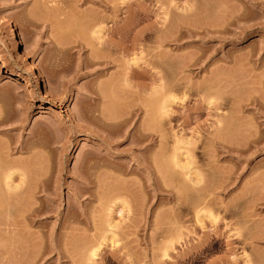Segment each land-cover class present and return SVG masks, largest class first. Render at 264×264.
Segmentation results:
<instances>
[{"label":"rangeland","instance_id":"rangeland-1","mask_svg":"<svg viewBox=\"0 0 264 264\" xmlns=\"http://www.w3.org/2000/svg\"><path fill=\"white\" fill-rule=\"evenodd\" d=\"M191 6L196 15L183 11ZM0 20V150L7 147L26 183L39 185L36 192L27 183L35 197L20 189L10 205L0 188V264H264V0H0ZM90 25L125 26L105 37L117 50L84 48L89 36L100 49ZM164 104L173 114L163 115L169 122L158 131L154 112ZM140 127L156 135L144 138L147 146L138 137L150 133ZM172 156L192 160L198 187L172 162L165 168ZM154 166L182 178L170 173L174 184L162 175L164 185ZM161 183L181 186V196L173 199ZM116 197L128 201L121 198V218ZM105 220L118 221L127 236L109 243ZM98 242L105 252L90 257Z\"/></svg>","mask_w":264,"mask_h":264},{"label":"bare ground","instance_id":"bare-ground-1","mask_svg":"<svg viewBox=\"0 0 264 264\" xmlns=\"http://www.w3.org/2000/svg\"><path fill=\"white\" fill-rule=\"evenodd\" d=\"M122 1H123V3H126L127 0H126V1H125V0H122ZM95 3H96V2H95ZM193 8H194V12L197 14V12L199 11V10L197 11V9H199V8H197V7H195V6H193V7L191 6V7L187 8V9L185 8V9H183V11L186 10V12H188V14H190L191 12H193V11H191V10H193ZM195 8H197V9L195 10ZM110 9L113 11V12L111 11V12H112L111 14H113V13H114V10H113L114 8H110ZM91 10H92V9H91ZM91 10H90V11H91ZM166 10H167V8H166ZM189 11H190V12H189ZM196 11H197V12H196ZM75 12H76V11H75ZM91 12H93V10H92ZM115 12H116V8H115ZM194 12H193V14H191V15H196ZM76 13H78V12H76ZM76 13H73V16H74V14L76 15ZM79 14L82 15V13H80V12H79ZM92 14H93V16H92V17H93V19H92L93 22H92V21H91V22L94 23V24H92V23H91V24H92V25H95L96 22H94V21H95V20H94V18H95L94 15H96V13H92ZM79 16H80V15H79ZM90 16H91V14H90ZM75 17H76L75 20L78 19V21H79V20L81 19V18H80L81 16H80V17L75 16ZM79 18H80V19H79ZM102 18H104V17L102 16ZM95 19H96V18H95ZM76 21H77V20H76ZM2 24H3V21L0 20V26H2ZM84 24H85V25H84ZM88 24H90V23L88 22ZM88 24L83 23L81 26L84 25L83 27H87V28H88V26H86V25H88ZM90 27H92V30H88L87 28H82V27H81V31H82V29H87L88 32L90 33V34H89V33H87V34H88V35H91V34H92L91 36H94V37H92V38H91V36H90L91 40L95 39V37H96V40H94V41H96L97 44L100 45V49H98L99 52H98L97 50H94V49L96 48L95 46H97V45L95 44V42H94V44H93L92 41H91L92 43H91V42L88 43V41H90L89 36H88V41H86L87 38H85L86 40L83 39L84 37H86V35L82 36L81 34L85 33L86 30H84L85 32L82 31L81 33L79 32V31H80V30H79L78 32H76V35L78 34V35H77L78 38H80L81 40H82V39L84 40V41L82 40L83 42H85V45L83 44L84 48H85L86 46H87V47L89 46V48H90V47H91L90 45H92V48H91V49H92L95 53L97 52V54H99V53H102V50H101V49H103V48H107V49H110V50H111V48L114 49V46L112 45L113 42H111V43H110V42H107V41H108L107 39L110 38V37H108V36H110L111 34L114 35V32H115V34H116L117 30H120V29H122V28L125 27V26H123V27H121V28H119V29L114 28L113 30L116 29V31H113V30H112V31H111V30L106 31V30L104 29V27L102 28L101 26H100V27H94V26H91V25H90L89 28H90ZM125 30H126V29H125ZM125 30H124V31H125ZM90 31H91V32H90ZM122 31H123V30H122ZM122 31H120V32L118 31V33H121ZM80 36H82L83 38H81ZM105 37H108V38H105ZM74 38H76V37H74ZM78 38H77V40H78V41H81V40H79ZM140 39H141V37H140ZM140 39L138 40V42H139V41H142V40H140ZM142 39H143V38H142ZM74 41L77 42L76 40H74ZM82 41H81V42H82ZM0 42H1V39H0ZM75 42H74V43H75ZM83 42H82V43H83ZM135 42L137 43V41H134V43H135ZM79 43H80V42H79ZM88 44H90V45H88ZM139 44H141V43H139ZM77 45H78V44H77ZM116 45H117V44H115V47H116ZM136 45H137V44H136ZM81 46H82V45H81ZM117 46H118V45H117ZM137 46H139V45H137ZM141 46L143 47V45H141ZM93 47H95V48L93 49ZM142 47L139 48V49H143ZM97 48H98V47H97ZM97 48H96V49H97ZM122 48H123V47H122ZM122 48L119 47V49H122ZM124 48L126 49V47H124ZM100 50H101V51H100ZM114 50H117V49H114ZM126 50H127V49H126ZM126 50H125V51H126ZM120 51H121V50H120ZM104 52H105V50L103 51V53H104ZM108 52H111V51H108ZM95 53H94V54H95ZM105 53H107V52H105ZM121 53H123V52L121 51ZM97 54H96V55H97ZM123 54H126V53H123ZM134 59H135V58H134ZM137 59H138V58H137ZM137 59H135V61H136ZM131 60H132V59H131ZM132 61H133V62H131V64H130L131 66H132V64H134V65L137 64V62L134 63V62H135L134 60H132ZM137 61H138V60H137ZM133 67H135V66H133ZM136 67H137V65H136ZM136 67H135V68H136ZM136 69H138V68H136ZM141 70H143V69L141 68ZM141 70H140V71H141ZM140 71H139V72H140ZM142 72H143V71H142ZM140 73H141V72H140ZM212 74H213V73H212ZM212 77H214V76H212ZM211 87H212V86H211ZM211 87H210V88H211ZM196 88H197V87H196ZM214 88H215V90H214ZM214 88H213V91H216V87H214ZM223 88H224V87H223ZM223 88H222V89H223ZM192 89H193V88H192ZM189 90H190V89H189ZM196 90H198V89H196ZM201 90H202V88H200L198 91H201ZM211 90H212V88H211ZM217 90H218V91H223V90H225V89H223V90H219V89H217ZM207 91H208V89L205 90L204 93H208V92H210V89H209L208 92H207ZM182 96H184V95H182ZM182 98H183V97H182ZM173 99H174V98H171V100H173ZM180 99H181V98H180ZM173 101H174V100H173ZM179 101H181V100H179ZM182 101H183V99H182ZM182 101H181V102H182ZM208 104H210V102H209ZM166 105H167V104H164V105H163L164 107L162 106L164 109H163V108H161V109H163V110H161V111H160V110H157L156 112H154V113H156V114H157L158 112H160V114H157V116L160 115V117L158 116L157 119H159L160 122H161V123L159 122L160 125H157V127H158V131H159V128H161L162 123H163V126H164V122H162V121H167V120H168V118L166 119V118H164V116L167 117V116H169V114H170V115L173 114L172 111H171L172 113H169L170 111H169V109L167 108ZM165 106H166V107H165ZM140 109H143V107L140 108ZM143 110L145 111V109H143ZM143 110H142V111H143ZM144 111H143V112H144ZM162 111H163V112H162ZM152 115H153V114H152ZM152 115H151V116H152ZM161 115H162V116H161ZM163 115H164V116H163ZM151 116H150V117H151ZM150 117H149V118H150ZM154 117L156 118V115H155ZM161 117H162L163 119H166V120H163ZM87 118H88V117H87ZM160 118H161L162 120H161ZM170 118H173V116H171ZM170 118H169V119H170ZM153 119H154V118L151 117V122H150V124L147 123V122H148L147 120H150V119H147V120H146V123H147L146 125L153 126V125L155 124V120H156V119H154V121H153L154 124L151 125ZM170 121H171V120H170ZM125 122H127V121H125ZM168 122H169V120H168ZM168 122L166 123L167 125H168ZM156 123H157V122H156ZM103 124H104V123H103ZM219 124H220V126H219ZM105 125H106V124H105ZM105 125H104V126H105ZM108 125H109V124H108ZM108 125H107V126H108ZM110 125H111V124H110ZM114 126H115V125H114ZM168 126H169V125H168ZM105 127H106V126H105ZM109 127H110V126H109ZM153 127H154V126H153ZM107 128H108V127H107ZM140 128H141V127H140ZM140 128H139V130H140ZM142 128H144V129L142 130ZM142 128H141L140 132H142V131H146V130H145L146 127H142ZM151 128H152V127H151ZM151 128H148V127H147V129H148V130L146 131L147 134H149V133L151 132V131H150ZM162 128H163V127H162ZM165 128H166V127H165ZM215 128H216V127H215ZM217 128H218V132H221V133H222L223 131H225L226 126H225V124L219 122L218 125H217ZM217 128H216V130H217ZM154 129H155V127L152 128V132L155 131ZM139 130H137V132H138ZM160 130L162 131V129H160ZM135 131H136V130H135ZM149 131H150V132H149ZM164 131H165V129H164ZM137 132H135L136 135H137ZM140 132H138V133H140ZM148 132H149V133H148ZM109 133H110V136H112L113 134L116 135L115 133H111V132H109ZM154 133L157 134V132H154ZM158 133L160 134V132H158ZM207 133H208V132H207ZM152 134H153V133H152ZM152 134H151V133H150L149 135H146V134H145V135H146V136H145L144 133L142 132V133H140V135L138 134L139 137H138V136H137V137H138L139 140L141 139L142 142L145 143L146 146H147V143H146V140H147V139H146V138H147V137L150 138V135H152ZM222 134H223V133H222ZM134 135H135V134H134ZM163 135H164V133H163ZM207 135L210 136V134H207ZM110 136H109V137H110ZM152 136L155 137L156 135L153 134ZM145 137H146V138H145ZM207 137H208V136H207ZM207 137H205V138L207 139ZM211 137H212V139L214 138L213 136H211ZM110 138H112V137H110ZM133 138H134V137H133ZM133 138H132V140H133L132 142L138 144L137 141H136L137 138H134V139H133ZM144 138H145L146 140H145ZM159 138H160V135H159ZM163 138H164V137H163ZM163 138H162V139H163ZM135 139H136V140H135ZM160 139H161V138H160ZM162 139H161V140H162ZM208 139H209V137H208ZM208 139H207V140H208ZM212 139H211L212 143H214V142L217 140V138H215L216 140L214 139L215 141L213 142ZM139 140H138V141H139ZM144 140H145V141H144ZM134 141H135V142H134ZM147 141H148V140H147ZM149 141H151V140H149ZM155 141H156V140H155ZM162 141H163V140H162ZM183 141H184V140H183ZM208 141H210V140H208ZM211 141L209 142V144H212ZM24 142L26 143L25 140H24ZM158 142H160L159 139H158ZM216 142H217V141H216ZM25 143H24V144H21V143H20V145H19L20 150H23V151H24V150H25V151L27 150L28 146H26ZM139 143H141V142H139ZM152 143H153V142H152ZM183 143H186V144H188V145L190 144V142H188V141H187V142L184 141ZM186 144H184V145H186ZM188 145H186V146H188ZM148 146H149V145H148ZM211 146H213V145H211ZM211 146H210V147H211ZM19 147H18V148H19ZM214 147H215V146H214ZM214 147H213V148H214ZM219 147H221V150L223 149V150L226 151L227 153H229V152L231 153V152H232V149H233V148L230 149L231 147H229V146L226 147V146H223V145H222V146L219 145ZM228 147H229V148H228ZM211 148H212V147H211ZM213 148H212L211 151L214 150ZM217 148H218V147H217ZM16 149H17V148H16ZM234 149H235V148H234ZM234 149H233V150H234ZM216 150H217V149H216ZM219 150H220V149H219ZM235 150H236V152H238L237 149H235ZM235 150H234V152H235ZM213 152H215V151H213ZM218 152H219V151H217V153H218ZM220 152H221V151H220ZM239 152H240V151H239ZM227 153H226V154H227ZM186 154H189V153L186 152ZM235 154H236V153H235ZM186 156H187V155H186ZM186 156H185V157H186ZM188 156H189V155H188ZM215 156H216V154H215ZM217 157H218V156H217ZM172 158H173V159H171L172 161H170L169 164H168L167 166H165V168L168 167V166H170V163L172 162L171 164L173 165L174 170H177V168H178V171H179V170H180V171H182V170L185 171V170H186V172H184V171L181 172V174L183 175V177L185 176V178L188 180V182L190 183V185L195 186V187H198V184L201 183V182H200V178H201V177H200V178H195V177H194L195 180L192 179V176H193V175H191V171H189V169H190V168H189V167H190V164H186V162H187V160H188L189 158L186 157L187 160H186L185 164H180L179 159L177 160L176 156H174V157L172 156ZM178 158H179V157H178ZM30 160H31V159H29L28 162H29ZM189 160L192 161L191 159H189ZM189 160H188V161H189ZM187 163H189V162H187ZM28 164H31V165H32V161L29 162ZM149 164H150V163H149ZM191 164H192V162H191ZM153 165H154V164H152V167H153ZM172 165H171L170 167H172ZM12 166H13V162L10 161V160L8 159L7 147H5V148H3L2 150H0V188H2V189L4 188V190L7 191V192L5 191L7 197H9V198H7V197L5 196V198H7V199H6L7 204H9V202H11V201H8V200L12 199V203H14L13 199H14V200L17 199V198H16V197H18V193H17V192H19V191H17V190H20V189H21V190L24 191V192H25V190H26L27 193H29V192L31 193V190H29V189H32V187H33V185L30 184L31 182H30V183L27 182V183H28V186H29V184H30L31 187L29 186V187H30V188H29V187L27 186V183L25 182V173H24V171H23V170L15 169V168H13ZM149 166L151 167V165H149ZM154 167H155V168H154L153 172H157V173H155V175H156V174L158 175V176L156 175L157 177H159V176L162 177V175H163V176H164V175H168V176H166V177L168 178L169 176H171L172 172H176V173H177L176 176L179 175V176L182 178L180 172H178V171H174V170L171 171L172 168H168L167 170L165 169L166 171H168V170L170 169V170H169L170 173H171V174H170V173H168V172H165V171L163 170V167H162V166H161L162 171H161L160 169L157 170V169H156V166H154ZM175 168H176V169H175ZM188 168H189V169H188ZM155 170H157V171H155ZM159 171H160V174L158 173ZM162 172H165L166 174H165V173H162ZM193 172H194V170H193ZM193 172H192V174H193ZM183 173H184V174H183ZM196 173H198V172H197V171L194 172V176L197 175ZM195 174H196V175H195ZM263 174H264V173H263ZM263 174H262V176L264 177ZM174 175H175V174H174ZM174 175H172V176H174ZM198 175H200V174H198ZM198 175H197V176H198ZM148 176H149V175H148ZM156 176H155V177H156ZM179 176H178V178H180ZM260 176H261V174H260ZM108 177H109V179L112 178V176H108ZM151 177H152V174H151ZM157 177H156V178H157ZM160 177H159V180L163 181L162 183L164 184V178H165V177H164V178H163V177L160 178ZM230 177L232 178V176H230ZM15 178H17V180H18L17 183L14 182ZM167 178H166V179H167ZM174 178H175V177H174ZM174 178H173V179H174ZM227 178H228V177H227ZM260 178H262V177H260ZM260 178H259V179H260ZM151 179H153V178H151ZM168 179L171 180V178H168ZM262 179H263V180H262ZM262 179H260V180L264 181V178H262ZM38 180H39V179H38ZM99 180H100V181L102 180L103 182L105 181V179L103 180L102 178L99 179ZM159 180H158V181H159ZM183 180H184V179H182V181H183ZM35 181H37V178H36V180L33 181V184H36V183H37V182L34 183ZM102 181H101V183H103ZM146 181H147V180H146ZM155 181H156V180H155ZM171 181L173 182V180H171ZM185 181H186V180H185ZM230 181H231V180H230ZM262 181H260V184H262ZM41 182H42V181H40L39 183H41ZM148 182H149V181H148ZM175 182L177 183V180H176ZM106 183H107V180H106ZM156 183H157V181H156ZM162 183H161L162 190H165V189L168 187V184H167V187H166V188H163ZM173 183H174V182H173ZM182 183H183V182H182ZM186 183H187V182H184V185H185V186H182V189H186V187L189 186V184H188V183L186 184ZM230 183H231V182H230ZM108 184H109V182L107 183V185H108ZM145 184H147V183H145ZM174 184H175V183H174ZM178 184H179V183H178ZM178 184H176V185H178ZM263 184H264V183H263ZM99 185H101V184H98V185H97L99 188H102V187H106V186H107V185H105V182H104L103 185H101L102 187L99 186ZM109 185H110V184H109ZM159 185H160V184H159ZM164 185H165V184H164ZM172 185H173V184H172ZM172 185L170 186V188L172 187ZM176 185H175V186H176ZM181 185H183V184H181ZM2 186H3V187H2ZM26 186L29 188V189H28L29 191L26 189V188H27ZM40 186H43V188L45 189V184H44V183L41 184ZM153 186H154V188H155L154 190H157V188H156V184H155V183H153ZM173 186H174V185H173ZM192 186H191V188H192ZM199 186H200V185H199ZM226 186H227V185H226ZM35 187H37V184H36V186L33 187L32 191H34V188H35ZM38 187H39V185H38ZM38 187H37V188H38ZM140 187L142 188V186H140ZM140 187H139V188H140ZM184 187H185V188H184ZM37 188H35V191L37 190ZM43 188H42V189H43ZM107 188H108L109 191H107L106 194L108 193V194L111 195L112 193H109V192H110V188H109L108 186H107ZM160 188H161V187H160ZM170 188L168 187L166 190L168 191V190H170ZM180 188H181V186H180ZM180 188H179V190H176L177 188L174 189V187H172L173 191H172V189L170 190L171 193L174 194V195L171 196L173 199L176 198L175 196H181V195H180V192H178V191H180ZM189 188H190V187H189ZM191 188H190V189H191ZM262 188H263L262 191L264 192V185H262ZM42 189H41V192L44 191V189H43V190H42ZM46 189H47V188H46ZM46 189H45V190H46ZM97 189H98V188H97ZM97 189H96V190H97ZM103 189H104V190H103L104 192H103L102 190H101V191H102L103 193H105V188H103ZM158 189H159V188H158ZM193 189L196 190V188H193ZM197 189H199V188H197ZM39 190H40V189H39ZM39 190H38V191H39ZM106 190H107V189H106ZM141 190H142V189H141ZM186 190H187V189H186ZM97 191H99V189H98ZM114 191L116 192V190H114ZM159 191L161 192V190H159ZM170 191H169V192H170ZM175 191L178 192V193H176ZM188 191H189V190H188ZM188 191H186V192H188ZM198 191H199V190H198ZM223 191H224V190H223ZM36 192H37V191H36ZM36 192H34V194H36ZM186 192H185V193H186ZM260 192H261V190H260ZM263 192H261V193H263ZM116 193H117V192H116ZM246 193H247V192H246ZM261 193H260V194H261ZM15 194H16L17 196H16ZM120 194H121V193H120ZM120 194H119V195H120ZM167 194H168V192H167ZM169 194H170V193H169ZM177 194H179V195H177ZM31 195H32V193H31ZM204 195H205V194H204ZM204 195L202 196V197H203L202 199H204L205 196H206L207 194H206L205 196H204ZM241 195L243 196L244 193L240 194V197L242 198ZM33 196L35 197V195H32L31 198H33ZM113 196H114V195H113ZM113 196H112V197H113ZM207 196H208V195H207ZM207 196H206V198H207ZM214 196H215V195H214ZM3 197H4V196L0 197V204H1L0 206H3V205H2V199H4ZM102 197H103V196H102ZM114 197H115V196H114ZM1 198H2V199H1ZM116 198H118V197H116ZM119 198H120V197H119ZM119 198H118V199H119ZM121 198L124 199L125 197H124V198L121 197ZM121 198H120V201H122L121 203L119 202V200H117V201L119 202V205H120V209L117 211L118 216H119V215L121 216V212H122V210L124 209L125 205L128 204V203H127L128 201L126 200L127 198L124 199V201H125L126 204L124 203V201H123ZM210 198H211V197H210ZM214 198H215V197H214ZM214 198L212 197V198H211L212 200H210V202H211V206H214V205H212V201H214V200H213ZM237 198H238V197H237ZM244 198H245V197H244ZM262 198H264V195L261 194L260 199L263 201ZM4 200H5V199H4ZM100 200H101V199H100ZM105 200H106V199H105ZM109 200H110V199H109ZM114 200H115V199H114ZM204 200L206 201V199H204ZM207 200L209 201V199H207ZM103 201H104V199H103ZM106 201H107V200H106ZM202 201H203V200L200 201L201 204H202ZM208 201H207L206 203H208ZM6 202H4V203H6ZM118 202H117V203H118ZM210 202L208 203L209 207H210ZM216 202H217V201L215 200V203H216ZM263 202H264V201H263ZM203 203L205 204L204 201H203ZM179 204H183V203H181V202L179 201ZM213 204H214V202H213ZM4 205H5V204H4ZM9 205H10V204H9ZM12 205H13V204H12ZM176 205H178V203H177ZM183 205H184V204H183ZM202 205H203V204H202ZM206 205H207V204H206ZM217 205H218V204H217ZM5 206H6V205H5ZM178 206H179V205H178ZM230 206H231V204H230ZM126 207H127V205H126ZM126 207H125V208H126ZM179 207H182V206H179ZM207 207H208V206H207ZM215 207H216V205H215ZM215 207H212L211 209L214 210L213 208H215ZM219 207H220V206H219ZM221 207H222V206H221ZM227 207L229 208V205H228ZM227 207L223 206V208L221 209V211H223V214H224V212L226 211V208H227ZM228 208H227V209H228ZM36 209H37V208H36ZM129 209L131 210V208H129V206H128V209H126V210H129ZM133 209L137 210L136 208H133ZM133 209H132V210H133ZM138 209H140V208H138ZM178 209H179V208H175V207H174V210L177 211ZM216 209H217V207L215 208V210H216ZM34 210H35V208H34ZM34 210H33V211H34ZM130 210H129V211H130ZM132 210H131V211H132ZM135 210H133V211H135ZM184 210H185V209H184ZM218 210H219V209H217L216 212H220V211H218ZM30 211H31V209H30ZM33 211H32V213H34V215H35V213H36L37 211H35V212H33ZM38 211H40V210H39V207H38ZM178 211H181V210H178ZM186 211H188V210H186ZM230 211H232L231 208H230ZM230 211H229L228 213L231 214ZM23 212L25 213V210H23ZM135 212H136V211H135ZM138 212H140V210H139ZM198 212H200V211H198ZM198 212H196L195 214H197ZM203 212L205 213V216H204V217H206V216L209 215V216H208V221L210 222V220L213 219V218H211V217H212V216H211V213H208V215H206V214H207L206 211L202 210L201 213H203ZM207 212H209V211H207ZM210 212H211V211H210ZM212 212L216 213L215 211H212ZM232 212L234 213V211H232ZM24 213H23V214H24ZM27 213H28V212H27ZM27 213H26V214H27ZM32 213H31V215H32ZM37 213H39V212H37ZM132 213H134V212H132ZM132 213H130V214H132ZM169 213L172 214L173 211H172V212H169ZM201 213H198L197 215L199 216ZM235 213H236V212H235ZM21 214H22V213H21ZM28 214H29V213H28ZM134 214H136V213H134ZM134 214H133V215H134ZM195 214H194V215H195ZM37 215H38V214H36L34 217H36ZM127 215H128V214H126V216H127ZM136 215H139V214H136ZM203 215H204V214H203ZM212 215H213V213H212ZM214 215H215V214H214ZM32 216H33V215H32ZM120 216H119V218H121ZM140 216H141V215H140ZM217 216H218V215H217ZM233 216H234V215H233ZM247 216H248V214H247ZM250 216H251V214H250ZM128 217H129V216H127L126 218H128ZM136 217H138V216H136ZM200 217H201V215H200ZM209 217L211 218L210 220H209ZM237 217H238V216H237ZM140 218H141V217H140ZM201 218H202V217H201ZM201 218H200V219H201ZM215 218H216V216H215ZM215 218H214L213 221L211 220L212 223L215 222ZM217 218H218V217H217ZM196 219H197V218H196ZM198 219H199V218H198ZM198 219H197V220H198ZM200 219H199V220H200ZM206 219H207V218H206ZM206 219L204 218V220H206ZM201 220H203V218H202ZM105 221H106V220H105ZM105 221H103L104 224H106ZM107 221H108V220H107ZM107 221H106V222H107ZM121 221H122V220H120V222H121ZM195 221H196V220H195ZM216 221H218V219H217ZM108 222H109V221H108ZM108 222H107V224H106L107 227H108V231H107V230H106V231L109 233V235H110V237H111V238L109 239V241H108L109 243L115 242L116 239H114V238H115L116 236H118V234H120V233H122L123 235L127 236V234H128V230L126 231V230L123 229L121 226H117L116 223H117L118 221L115 222V225H116V226H115L114 224H112V222H111L112 225H111L110 223H108ZM122 222H123V221H122ZM119 224H120V223H118V225H119ZM200 224H201V223H200ZM213 224H214V223H213ZM213 224H212V225H213ZM216 224H217V223H216ZM121 225H123V224H121ZM157 226L159 227V225H157ZM202 226H203V223H202ZM213 226H214V225H213ZM107 227H106V228H107ZM124 227H126V226H124ZM128 227H129V226H128ZM158 227H155V228L157 229ZM200 227H201V226H200ZM132 228H134V227H132ZM161 228H162V227H161ZM181 228H182V227H181ZM156 229H155V230H156ZM176 229H179V231L181 230L180 228H176ZM184 229H185V228H184ZM11 230H13V229H10V231H11ZM122 230H123V231H122ZM145 230H146V229H145ZM155 230H153V231H155ZM164 230H165V229H164ZM8 231H9V230H8ZM116 231H117V232H116ZM118 231H120V232L118 233ZM131 231H135V230H131ZM158 231H161L160 228H158V230H157L156 232H158ZM162 231H163V230H162ZM176 231H178V230H176ZM179 231H178V232H179ZM185 231L188 232V230H186V229H185ZM12 232H13V231H12ZM12 232H10V233H12ZM107 232H106V233H107ZM129 232H130V231H129ZM135 232H136V231H135ZM163 232H164V231H163ZM108 233H107V234H108ZM116 233H117V235H116ZM130 233H134V232H130ZM136 233H137V232H136ZM136 233H135V234H136ZM179 233H180V235H181V233H183V235H184L185 232H181V231H180ZM179 233H178V236H179L178 238L182 237V236L179 235ZM188 233H189V232H188ZM115 235H116V236H115ZM123 235L120 234L119 236L122 237ZM131 235H132V234H131ZM129 236H130V235H128V237H129ZM153 236H155V235H153ZM123 238L125 239V238H127V237H123ZM112 239H113L114 241H113ZM98 243H99V242H98ZM116 244H117V243H116ZM116 244H111V245H112V246H113V245L116 246ZM100 245H101V244L99 243V246H96V247H95L96 250H95V249H93L94 251L91 250V251H92V252H91L92 255H91V253H90V257H93V258H94V256H97V251H98V249L100 248L99 250H101ZM124 246H125V245H124ZM110 247H111V246H110ZM111 248H113V247H111ZM111 248H110V250H109V254L112 252L111 250H113V249H111ZM121 249H123V246H122ZM125 249H126V248H125ZM102 250H103V249H102ZM102 250H101V251H102ZM118 250H120V248H119ZM118 250L115 249L114 252H115V251H118ZM123 250H124V249H123ZM57 251H58V250H57ZM59 251H60V250H59ZM59 251H58V252H59ZM95 251H96V253H95ZM60 252H61V251H60ZM103 252H105V251L103 250ZM115 253H116V252H115ZM115 253L112 252V253L110 254V256H112V254L114 255ZM117 253H118V252H117ZM62 254H63V253L61 252V255H62ZM99 254H100V253H99ZM102 255H104V254H102ZM102 255H101V256H102ZM99 256H100V255H99ZM99 256H98V257H99ZM112 257L115 258V255L112 256ZM246 261H247V260H245V262H246ZM248 264H249V263H248Z\"/></svg>","mask_w":264,"mask_h":264}]
</instances>
